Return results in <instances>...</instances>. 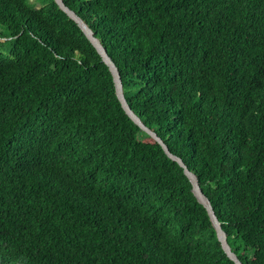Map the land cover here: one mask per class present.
I'll list each match as a JSON object with an SVG mask.
<instances>
[{
	"label": "trees",
	"instance_id": "1",
	"mask_svg": "<svg viewBox=\"0 0 264 264\" xmlns=\"http://www.w3.org/2000/svg\"><path fill=\"white\" fill-rule=\"evenodd\" d=\"M64 3L233 252L264 264V0ZM0 264H235L55 0H0Z\"/></svg>",
	"mask_w": 264,
	"mask_h": 264
},
{
	"label": "water",
	"instance_id": "2",
	"mask_svg": "<svg viewBox=\"0 0 264 264\" xmlns=\"http://www.w3.org/2000/svg\"><path fill=\"white\" fill-rule=\"evenodd\" d=\"M59 8L65 12L68 17L73 20L79 28L83 31L85 36L88 38V40L92 43V45L95 47L97 52L102 58V61L107 65L109 68L113 81L115 84L116 89V95L118 100L120 101L122 108L126 112V114L131 118V120L145 133H147L149 136L154 138L163 148L165 154L174 162H177L180 167L184 170L185 175L189 179V181L192 184V192L195 195L198 202L205 207V209L208 212V215L210 217V220L212 222L213 227L216 230L217 238L219 242L221 243V246L225 252V254L229 257L230 260H232L235 264H244L238 257V255L233 252L230 244L228 243V236L226 232L222 228V224L219 221L215 210L213 208V205L211 203V200L208 198V196L204 193V191L201 188L199 178L197 175L193 172H191L188 167L184 164V162L173 155L168 146L160 139L153 131H151L140 119V117L134 112V110L131 108L130 104L128 103L125 92H124V86L122 82V78L120 75V71L118 67L116 66L115 62L112 60V58L108 55L107 49L104 47L103 43L100 39H98L95 36L94 31L90 28V26L87 24V22L82 19L80 16H78L74 11H72L69 7L66 6L64 3V0H55Z\"/></svg>",
	"mask_w": 264,
	"mask_h": 264
},
{
	"label": "rangeland",
	"instance_id": "3",
	"mask_svg": "<svg viewBox=\"0 0 264 264\" xmlns=\"http://www.w3.org/2000/svg\"><path fill=\"white\" fill-rule=\"evenodd\" d=\"M32 3H36V0H31ZM37 8H39V5H37Z\"/></svg>",
	"mask_w": 264,
	"mask_h": 264
}]
</instances>
